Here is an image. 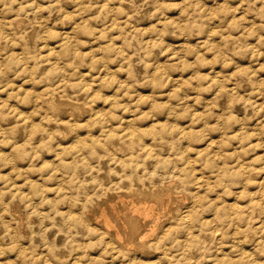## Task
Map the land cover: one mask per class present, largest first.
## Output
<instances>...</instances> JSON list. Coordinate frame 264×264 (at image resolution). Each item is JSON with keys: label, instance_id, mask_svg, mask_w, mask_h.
<instances>
[{"label": "rangeland", "instance_id": "374dc122", "mask_svg": "<svg viewBox=\"0 0 264 264\" xmlns=\"http://www.w3.org/2000/svg\"><path fill=\"white\" fill-rule=\"evenodd\" d=\"M263 177L264 0H0V264H264Z\"/></svg>", "mask_w": 264, "mask_h": 264}, {"label": "bare ground", "instance_id": "6f19581e", "mask_svg": "<svg viewBox=\"0 0 264 264\" xmlns=\"http://www.w3.org/2000/svg\"><path fill=\"white\" fill-rule=\"evenodd\" d=\"M16 25H17V24H16ZM58 53H59V52H58ZM237 79H238V78H237ZM241 82H242V81H241ZM233 84H234V83H233ZM236 84H237V83H236ZM236 84H235V85H236ZM240 84H241V83H240ZM244 84H245V83H244ZM235 85H234V86H235ZM228 86H229V85H228ZM223 87H224V86H223ZM64 88H65V87H64ZM231 88H232V87H231ZM232 89H233V88H232ZM233 90H234V89H233ZM237 90H238V89H237ZM220 91H221V89H220ZM222 91H224V90H222ZM222 91H221V92H222ZM230 91H231V90H230ZM238 91H239V90H238ZM221 92H220V93H221ZM227 92H228V90H227ZM81 93H82V92H81ZM225 94H226V93H225ZM229 95H232V94H229ZM60 97H62V95H61ZM56 99H57V98H56ZM59 99H61V98H59ZM59 99L54 100V101H55V104H56V102H57ZM67 100H68V99H67ZM246 100H247V99H246ZM70 102L73 103V101H70ZM70 102H69V103H70ZM60 103L63 104L62 101H61ZM65 103H66V102H65ZM72 103H71V104H72ZM77 103H78V102H77ZM71 104H69V105H71ZM67 105H68V103H67ZM77 105H78V104H77ZM59 106H60V105H59ZM74 106H75V105H74ZM57 107H58V106H57ZM60 107L62 108V106H60ZM58 108H59V107H58ZM64 108H65V107H64ZM79 108H80V107H79ZM79 108L77 109V111H79ZM65 109H66V108H65ZM73 109H75V108H73ZM80 109H81V108H80ZM61 110H62V109H61ZM73 111H75V110H73ZM73 111H72V113H73ZM77 111H76V112H77ZM83 111H84V110H83ZM83 111H82V112H83ZM88 111H89V110H88ZM97 111H98V110H97ZM103 112H104V111H103ZM59 113H60V112H59ZM79 113H80V112H79ZM84 113H86V112H84ZM95 114H96V112H95ZM57 115H58V114H57ZM72 115H73V114H72ZM129 115H130V114H129ZM132 115H133V114H132ZM63 116H64V115H63ZM95 116H96V115H95ZM90 117H91V116H90ZM130 117H131V116H130ZM133 117H134V116H133ZM9 118H10V117H9ZM91 118H92V117H91ZM93 119H94V118H93ZM126 119H127V118H126ZM128 119H129V118H128ZM131 119H132V118H131ZM4 120H5V119H4ZM53 120H54V119H53ZM87 120H88V118H87ZM94 120H95V119H94ZM113 120H114V119H113ZM115 120H116V119H115ZM136 120H137V119H136ZM262 120H263V119H262ZM126 121H127V120H126ZM132 121H133V119H132ZM134 121H135V119H134ZM137 121L139 122V120H137ZM137 121H136V122H137ZM136 122H135V123H132V124H136ZM159 122H160V121H159ZM28 123H29V122H28ZM147 123H148V122H147ZM152 123H153V122H152ZM11 124H12V123H11ZM14 124H15V123H14ZM52 124H53V123H52ZM60 124H61V123H60ZM60 124H59V126H60ZM116 124H117V123H116ZM128 124H129V122H128ZM148 124H149V123H148ZM57 125H58V122H57ZM57 125H56V126H57ZM63 125H64V124H63ZM114 125H115V124H114ZM130 125H131V123H130ZM59 126H58V127H59ZM61 126H62V125H61ZM61 126H60V127H61ZM111 126H112V125H111ZM111 126H110V127H111ZM127 126H128V125H127ZM136 126L138 127L139 125L136 124ZM144 126H145V125H144ZM144 126H139V127H142V128H143ZM152 126H154V125H152ZM98 127H99V126H98ZM114 127H115V126H114ZM125 127H126V126H125ZM125 127H124V129H125ZM133 127H135V126H133ZM133 127H132V128H133ZM137 127H136V128H137ZM150 127H151V126H150ZM154 127H155V126H154ZM5 128H6V127H5ZM12 128H13V127H12ZM56 128H57V127H56ZM56 128H55V130H56ZM101 128H103V125L101 126ZM115 128H116V127H115ZM129 128H131V127H129ZM148 128H149V127H148ZM2 129H3V127H2ZM112 129H113V128H112ZM133 129H135V128H133ZM144 129H145V128H144ZM173 129H174V128H173ZM184 129H185V128H183V130H184ZM6 130H7V129H6ZM57 130H58V129H57ZM57 130H56V131H57ZM73 130H74V129H73ZM109 130H110V129H109ZM138 130H140V128H139ZM138 130H137V131H138ZM152 130H153V129H152ZM174 130H175V129H174ZM174 130H173V132H174ZM102 131H103V130H102ZM127 131H128V129H127ZM130 131H131V130H130ZM130 131L127 132V133H130ZM158 131H159V130H158ZM171 131H172V130H170V132H171ZM175 131H177V130H175ZM181 131H182V130H181ZM186 131H187V130H186ZM5 132H6V131H5ZM54 132H55V131H54ZM76 132H77V131H76ZM88 132H89V130H88ZM110 132H111V131H110ZM113 132H114V131H113ZM113 132H112V133H113ZM134 132H136V131H134ZM134 132H133V133H134ZM144 132H145V131H144ZM144 132H143V133H144ZM154 132H155V130H154ZM156 132H157V130H156ZM89 133H91V132H89ZM100 133H101V132H100ZM100 133H99V134H100ZM112 133H110V134L112 135ZM114 133H115V132H114ZM124 133H125V132H124ZM124 133H123V135H124ZM141 133H142V132H141ZM141 133H140V134H141ZM146 133H147V132H146ZM150 133H151V131H150ZM158 133H160V132H158ZM163 133H164V132H163ZM174 133H175V132H174ZM184 133H185V131H184ZM49 134H50V133H49ZM49 134H48V135H49ZM58 134H59V133H58ZM81 134H83V133H81ZM93 134H94V133H93ZM115 134H116V133H115ZM121 134H122V133H121ZM169 134H170V133H169ZM169 134H166V135L168 136ZM171 134H172V133H171ZM176 134H177V133H176ZM178 134H179V133H178ZM178 134H177V136H178ZM185 134H189V135H190L191 133H189V131H188V132H186ZM185 134H184V135H185ZM38 135H40V134H38ZM74 135H75V133H74ZM77 135H78V134H77ZM102 135H103V134H102ZM108 135H109V134H108ZM111 135H110L109 137H110V138H113L114 135H113V137H111ZM117 135H118V133H117ZM137 135H138V134H137ZM137 135H136V136H137ZM143 135H145V134H143ZM143 135L141 134V136H143ZM146 135H149V134H146ZM156 135H157V134H156ZM156 135H155V136H156ZM174 135H175V134H174ZM29 136H31V135H29ZM75 136H76V135H75ZM89 136H90V135H89ZM95 136H96V135H95ZM95 136H94V137H95ZM119 136H122V135H119ZM130 136H131V135H130ZM133 136H134V135H133ZM149 136H150V135H149ZM153 136H154V135H153ZM153 136H151V137H153ZM155 136H154V137H155ZM164 136H165V135H164ZM167 136H166V141H167V139H168ZM187 136H188V135H187ZM187 136H186V137H187ZM80 137H81V135H80ZM109 137H108V138H109ZM116 137H117V136H116ZM126 137H127V136H126ZM126 137H125V138H126ZM143 137H145V136H143ZM143 137H141V138H143ZM186 137H185V138H186ZM39 138H40V137H39ZM85 138H86V137H85ZM85 138H83V136H82V139H85ZM101 138H102V137H101ZM118 138H120V137H118ZM130 138H131V137H130ZM141 138H140V139H141ZM162 138H163V137H161V139H162ZM164 138H165V137H164ZM164 138H163V140H165ZM170 138H171V136H170ZM41 139H43V138H41ZM74 139H75V138H74ZM74 139H73V140H74ZM132 139H134V138H132ZM151 139H154V138H151ZM157 139L159 140V138H157ZM176 139L178 140L179 138H176ZM99 140H100V139H99ZM113 140H114V139H113ZM123 140H124V139H123ZM129 140H130V139H129ZM143 140H145V139H143ZM158 140H157V141H158ZM173 140H174V139H173ZM177 140H176V141H177ZM179 140H182V139H179ZM35 141H36V140H35ZM71 141H72V139H71ZM78 141H79V139H78ZM83 141H84V140H83ZM83 141H82V142H83ZM105 141H106V140H105ZM118 141H120V139H119ZM124 141H125V140H124ZM176 141L174 140L173 143L175 144ZM88 142H89V141H88ZM134 142H135V141H134ZM142 142H144V141H142ZM154 142H155V141H154ZM158 142H159V141H158ZM160 142H161V141H160ZM163 142H164V141H163ZM38 143H39V141H38ZM78 143H79V142H78ZM80 143H81V142H80ZM106 143H107V141H106ZM106 143L104 142L105 145H106ZM125 143H126V142H125ZM127 143L129 144V142H127ZM155 143H156V142H155ZM71 144H72V143H71ZM130 144H131V143H130ZM135 144H136V143H135ZM139 144H141V143H139ZM143 144H146V143H143ZM143 144H142V145H143ZM151 144H152V143H151ZM151 144H148V145H151ZM169 144H170V143H169ZM174 144H171V145H174ZM105 145L103 146V144H102L103 147H105ZM110 145H111V147H112V146L114 145V142H110ZM175 145H176V144H175ZM175 145H174V146H175ZM100 146H101V145H100ZM127 146H128V145H127ZM63 147H65V146H63ZM63 147H62V149H63ZM134 147H136V146H134ZM134 147H133V148H134ZM145 147L148 148L147 146H145ZM150 147H151V146H150ZM172 147H173V146H172ZM72 148H73V147H72ZM84 148H85V147H84ZM87 148H88V146H87ZM96 148H97V147H96ZM105 148H108V147H105ZM128 148H129V147H128ZM130 148H131V147H130ZM130 148H129V149H130ZM133 148H132V149H133ZM138 148H139V147H138ZM151 148H152V147H151ZM156 148H158V147L156 146ZM169 148H170V147H169ZM76 149H77V148H76ZM79 149H80V148H79ZM92 149H95V148H92ZM109 149H110V148H109ZM109 149H108V150H109ZM132 149H130V150L133 151ZM143 149H144V148H143ZM164 149H165V148H164ZM174 149H175V147H174ZM86 150H87V149H86ZM108 150H106V151L108 152ZM117 150H118V149H117ZM148 150H150V149L148 148ZM159 150H161V149H159ZM162 150H163V149H162ZM78 151H79V150H78ZM81 151H82V149H81ZM127 151H129V150H127ZM142 151H143V150H142ZM150 151H151V150H150ZM150 151L148 152V154H150V153L153 152V151H152V152H150ZM171 151H172V148H171ZM175 151H176V149H175ZM60 152H61V151H60ZM82 152H83V151H82ZM138 152H139V151H138ZM144 152H145V151H144ZM144 152H143V153H144ZM162 152H163V151H162ZM72 153H73V152H72ZM103 153H104V152H102V154H103ZM109 153H110V150H109ZM109 153H108V154H109ZM119 153H120V152H119ZM136 153H137V151H136ZM155 153H157V151H155ZM158 153H159V152H158ZM163 153H164V152H163ZM166 153H167V152H166ZM169 153H170V152H169ZM188 153H189V152H188ZM54 154H55V153H54ZM97 154H98V153H97ZM99 154H100V153H99ZM102 154H101V155H102ZM114 154H115V152H113V155H114ZM137 154H138V153H137ZM148 154H147V155H148ZM152 154H154V153H152ZM152 154H151V156H152ZM159 154H160V153H159ZM173 154H174V153H173ZM173 154H172V155H173ZM239 154H240V153H239ZM58 155H59V154H58ZM60 155H61V154H60ZM116 155H117V154H116ZM116 155H115V156H116ZM128 155H129V154H128ZM131 155H133V154H131ZM131 155H130V157H128V158H131ZM147 155H146L145 157H147ZM154 155H155V154H154ZM55 156H56V155H55ZM61 156H62V155H61ZM85 156H86V155H85ZM97 156H98V155H97ZM106 156H107V154H106ZM109 156H111V155H109ZM122 156H124V155H122ZM125 156H126V155H125ZM134 156H135V154H134ZM139 156H140V155L138 154V157H136V156H135V157H136V158H139ZM143 156H144V155H143ZM160 156H161V155H160ZM59 157H60V156H59ZM98 157H99V156H98ZM117 157H118V156H117ZM117 157H116V158H117ZM119 157H121V156H119ZM119 157H118V159H119ZM161 157H164V156H161ZM168 157H169V156H168ZM175 157H176V156H175ZM73 158L75 159V157H73ZM87 158H88V157H87ZM92 158H93V157H92ZM121 158H122V157H121ZM125 158H126V157H125ZM36 159H37V158H36ZM94 159H95V158H94ZM96 159H97V158H96ZM100 159H101V157H100ZM140 159L143 160V159H145V158L142 159L141 156H140ZM151 159H152V158H151ZM238 159H239V157H238ZM106 160H107V159H106ZM109 160H111V159H109ZM109 160H108V161H109ZM114 160H115V159L113 158V159L111 160V163L114 164V162H115ZM119 160H120V159H119ZM119 160H118V161H119ZM121 160H123V158H122ZM121 160H120V161H121ZM153 160H154V158H153ZM155 160H157V159H155ZM171 160H172V159H171ZM180 160H181V159H180ZM14 161H15V160H14ZM90 161H91V160H90ZM112 161H114V162H112ZM116 161H117V160H116ZM118 161H117V162H118ZM120 161H119V164H120ZM126 161H127V160H126ZM133 161H135V159H134ZM133 161H131L130 163H132ZM138 161H140V160H138ZM158 161H159V159H158ZM158 161H156V162L158 163ZM172 161H173V160H172ZM237 161H238V160H237ZM99 162H100V160H99ZM99 162H98V164H99ZM135 162H136V161H135ZM135 162H133V163H135ZM144 162L146 163L145 160H144ZM156 162H155V164H156ZM243 162H244V161H243ZM251 162H252V161H251ZM89 163H90V162H89ZM109 163H110V162H109ZM109 163H107V165H108L109 167H110V166H112V167L114 166V165H109ZM115 163H116V162H115ZM121 163H124V162H121ZM138 163H139V162H138ZM159 163H160V162H159ZM238 163H239V161H238ZM58 164H59V163H58ZM70 164H71V163H70ZM74 164H75V163H74ZM104 164H105V163H104ZM119 164H118V165H119ZM127 164L129 165V163H127ZM127 164H125V165H127ZM142 164H143V163H142ZM151 164H152V163H151ZM89 165H90V164H89ZM92 165H93V164H92ZM95 165H96V164H94V166H95ZM121 165H122V164H121ZM136 165H137V163H136ZM138 165H140V163H139ZM138 165H137V166H138ZM146 165H147V164H146ZM156 165H157V164H156ZM156 165H154V167H155ZM158 165H159V164H158ZM241 165H243V164L241 163ZM59 166H60V164H59ZM74 166H75V165H74ZM87 166H88V165H87ZM94 166H93V167H94ZM100 166H102V165H100ZM103 166H104V165H103ZM130 166L132 167L133 165H130ZM130 166H129V168H130ZM134 166H135V164H134ZM137 166H136V167H137ZM174 166H175V165H174ZM60 167H61V166H60ZM76 167H77V166H76ZM90 167H91V166H90ZM90 167H88V168H90ZM95 167H96V166H95ZM95 167H94V168H95ZM116 167H117V166H116ZM140 167H141V166H140ZM142 167H143V166H142ZM142 167H141V168H142ZM146 167H147V166H146ZM154 167H152L153 170H154ZM188 167H189V166H188ZM249 167H250V166H249ZM249 167H247V169H248ZM254 167H255V166H254ZM94 168H92L93 171H95ZM122 168H123V166H122ZM129 168H128V169H129ZM137 168H139V167H137ZM147 168H150V166L147 167ZM147 168H146V169H147ZM176 168H177V167H176ZM245 168H246V167H245ZM80 169H81V167H80ZM90 169H91V168H90ZM97 169H99V168H97ZM97 169H96V170H97ZM103 169H104V168H103ZM107 169H108V167H107ZM110 169H111V167H110ZM110 169H108V170H109L110 173L113 172L112 175H113L114 173L117 174V173H116V169L112 168V171H111ZM139 169H140V168H139ZM139 169H138V170H139ZM171 169H172V168H171ZM173 169H174V168H173ZM180 169H181V168H180ZM249 169H250V168H249ZM249 169H248V171H249ZM60 170H61V169H60ZM83 170H84V169H83ZM92 170H91V171H92ZM108 170H107V171H108ZM113 170H114L115 172H114ZM156 170H157V169H156ZM174 170H175V169H174ZM244 170H245V169H243V173L246 172V171H244ZM250 170H251V169H250ZM120 171H121V168H120ZM146 171H148V170H146ZM158 171H159V170H158ZM171 171H172V170H171ZM80 172H81V171H80ZM82 172H83V171H82ZM82 172H81V173H82ZM109 172H108V173H109ZM133 172H134V171H133ZM138 172H139V171H138ZM141 172H142V171H141ZM154 172H155V170H154ZM180 172H181V171H180ZM193 172H194V171H193ZM241 172H242V171H241ZM134 173H136V172H134ZM181 173H182V172H181ZM195 173H196V172H195ZM247 173H248V172H247ZM249 173H250V172H249ZM62 174H63V173H62ZM91 174H92V172H91ZM99 174H100V173H99ZM122 174H123V173H122ZM151 174H152V173H151ZM156 174H159V173L156 172ZM167 174H168V173H167ZM236 174H237V173H236ZM253 174H254V173H253ZM64 175H65V174H64ZM64 175H63V176H64ZM96 175H98V174H96ZM109 175H111V174H109ZM117 175H118V174H117ZM117 175H113V176H117ZM140 175H141V173H140ZM152 175H153V174H152ZM170 175H171V174H170ZM170 175H169V178L172 177V176L170 177ZM188 175H189V174H188ZM248 175H249V174H248ZM248 175H246V177H247ZM61 176H62V175H61ZM86 176H87V175H86ZM160 176H161V174L159 175V177H160ZM162 176H164V175H162ZM177 176H178V175H177ZM177 176H176V177H177ZM99 177H100V176H98V178H99ZM119 177H120V176H119ZM119 177H117V178H119ZM135 177H137V176L135 175ZM135 177L133 176V178H135ZM153 177H154V176H153ZM165 177H166V176H165ZM176 177H175V178H176ZM180 177H181V176H180ZM180 177H179V178H180ZM189 177H190V176H189ZM252 177H253V176H252ZM258 177H261V176H258ZM95 178H96V177H95ZM95 178H94V179H95ZM100 178L102 179V177H100ZM151 178H152V177H151ZM151 178H150V180H151ZM160 178H162V177H160ZM187 178H188V177H187ZM244 178H245V177H244ZM255 178H256V177H255ZM261 178H262V177H261ZM261 178H260V179H261ZM263 178H264V177H263ZM29 179H30V178H29ZM86 179H87V178H86ZM86 179H85V180H86ZM90 179H91V178H90ZM90 179H89V180H90ZM103 179H104V178H103ZM153 179H154V178H153ZM171 179H172V178H171ZM246 179H247V178H246ZM248 179H249V176H248ZM251 179H252V178H251ZM111 180H112V181H111ZM111 180H110V181H111V184H112L113 179H111ZM115 180H116V179H115ZM115 180H114V182H115ZM121 180L123 181V179H120V180H117V181L120 183ZM135 180H136V178H135ZM135 180H134V181H135ZM137 180H139V179H137ZM147 180H148V177H147ZM165 180H167V179H165ZM165 180H164V181H165ZM169 180H170V179H169ZM178 180H179V179H178ZM178 180H177V182H178ZM181 180H182V179H181ZM190 180H191V177H190ZM254 180H255V179H254ZM256 180H257V179H256ZM78 181H80V179L77 180V183H78ZM96 181H97V180H95V184H96ZM98 181H99V180H98ZM98 181H97V182H98ZM126 181H128V180H126ZM130 181H131V180H129V182H130ZM142 181H144V180L142 179ZM142 181H141V183H143ZM152 181H154V180H151V183H152ZM159 181H160V179H159ZM159 181H157V182L159 183ZM183 181H184V180H183ZM197 181H198V180H197ZM235 181H236V180H235ZM238 181H239V180H238ZM100 182H101V180H100ZM145 182H146V181H145ZM172 182H173V181H172ZM188 182H189V179H188ZM193 182H194V181H193ZM86 183H87V182H86ZM92 183H93L94 186H96V185L94 184V182H92ZM102 183H103V181H102ZM102 183H100V184H102ZM115 183H116V182H115ZM122 183L124 184V182H122ZM138 183H139V182H138ZM141 183H140V184H141ZM154 183H155V182H154ZM175 183H176V182H175ZM179 183H180V181H179ZM191 183H192V182H191ZM195 183H196V182H195ZM238 183H240V181H239ZM255 183H256V182H255ZM261 183H262V182H261ZM263 183H264V182H263ZM63 184H64V183H63ZM89 184H90V183H89ZM111 184H109V185H111ZM120 184H121V183H120ZM130 184H131V182H130ZM140 184H139V186H140ZM152 184H153V183H152ZM171 184H172V183H171ZM80 185H81V184H80ZM97 185H99V183H97ZM102 185H103V184H102ZM109 185H107V186H109ZM112 185H113V184H112ZM117 185H118V184H117ZM142 185H143V184H142ZM158 185H159V184H158ZM158 185H157V186H158ZM197 185H198V183H197L195 186L197 187ZM261 185H262V184H261ZM84 186H85V185H84ZM89 186H92V184L89 185ZM103 186H104V185H103ZM127 186H128V185H127ZM147 186H148V185H147ZM149 186H151L150 183H149ZM149 186H148V188H149ZM189 186H190V185H189ZM189 186H188V187H189ZM199 186H202V183H201V185L199 184ZM65 187H66V186H65ZM100 187H102V186H99L98 188H100ZM113 187H114V185H113ZM117 187L119 188V186H117ZM141 187H144V186H141ZM154 187H155V186H154ZM253 187H254V185H253ZM66 188H67V187H66ZM109 188H110V187H109ZM111 188H112V186H111ZM144 188L147 189L146 185H145ZM160 188H161V187H160ZM174 188H175V187H174ZM180 188H181V187H180ZM180 188H179V189H180ZM189 188H190V187H189ZM189 188H188V189H189ZM251 188H252V187H251ZM259 188H260V187H259ZM67 189H68V188H67ZM101 189H103V187H102ZM106 189L108 190V188H106ZM115 189H117V188H115ZM131 189H133V188H131ZM134 189H137V187H135ZM134 189H133V191H134ZM140 189H141V188H140ZM182 189H183V191L185 190L184 188H182ZM191 189H192V188H191ZM194 189H195V188H194ZM197 189H198V188H197ZM197 189H195V190H197ZM99 190H100V189H99ZM104 190H105V188H104ZM104 190H103V192H104ZM107 190H106V191H107ZM113 190H114V189H113ZM122 190H123V189H122ZM125 190H126V189H125ZM142 190H143V188H142ZM147 190H149V189H147ZM171 190H172V189H171ZM250 190L253 191V189H250ZM258 190H259V189H258ZM258 190H257V191H254V192L257 193ZM120 191H121V190H120ZM120 191H119V192H120ZM123 191H124V190H123ZM129 191H130V190H129ZM143 191H144V190H143ZM150 191H151V190H150ZM155 191H156V190H155ZM173 191H174V189H173ZM176 191H177V190H176ZM176 191H175V192H176ZM183 191H182V192H183ZM197 191H198V190H197ZM96 192H98L97 189H96ZM103 192H102V193H103ZM112 192H115V191H112ZM121 192H122V191H121ZM130 192H132V191H130ZM153 192H154V191H153ZM153 192H152V193H153ZM160 192H161V191H160ZM198 192H199V191H198ZM248 192H249V191H248ZM254 192H253V193H254ZM79 193H80V192H79ZM87 193H88V192H87ZM98 193H99V192H98ZM104 193H105V192H104ZM109 193H110V190H109ZM135 193H136V192H135ZM145 193H146V192H145ZM161 193H162V192H161ZM177 193H178V191H177ZM195 193H197V192H195ZM195 193H194V195H195ZM106 194H107V193H106ZM106 194H105V195H106ZM133 194H134V193H133ZM189 194H190V193H189ZM72 195H73V194H71V196H72ZM102 195H103V194H101V196H102ZM257 195H258V193H257ZM74 196H75V195H74ZM76 196H77V195H76ZM103 196H104V195H103ZM146 196H147V195H146ZM177 196H178V195H177ZM238 196H239V195H238ZM238 196H236V200H237V197H238ZM42 197H43V196H42ZM77 197H79V196H77ZM81 197H82V196H81ZM105 197H106V196H105ZM105 197H103V199H104ZM190 197H191V199H192L193 196L190 195ZM196 197H199V196H196ZM200 197H202V195H201ZM255 197H256V196H254V194L250 195V196L248 197V203H249V204H253V202H254V200H255ZM75 198H76V197H75ZM82 198H84V196H83ZM193 198H194V197H193ZM257 198H258V196H257ZM77 199H78V198H77ZM100 199H101V198L99 197V200H100ZM120 199H121V198H120ZM120 199H119V200H120ZM186 199H187V198H186ZM88 200H89V199H88ZM94 200H95V199H94ZM101 200H102V199H101ZM194 200L196 201V198H195ZM200 200H201V198H199L197 201H200ZM256 200H257V199H256ZM256 200H255V201H256ZM18 201H19V200H18ZM72 201H73V200H72ZM115 201H116V200H115ZM131 201H132V200H131ZM155 201H156V200H155ZM191 201H193V200H191ZM86 202H88V201H86ZM86 202H85V203H86ZM94 202L97 203L98 200H97V202H96V201H94ZM94 202L91 201L92 204H93ZM230 202H231V201H230ZM237 202H238V201H237ZM239 202H241V201H239ZM244 202H245V201H244ZM108 203H109V202H108ZM197 203H200V202H197ZM235 203H236V201H235ZM261 203H262V202H261ZM47 204H49V203L47 202ZM71 204H72V202H71ZM75 204H76V203H75ZM79 204H80V203H79ZM191 204H192V203H191ZM236 204H237V203H236ZM236 204H233V205H236ZM80 205H81V204H80ZM84 205H86V204H83V203H82V206H84ZM87 205H88V203H87ZM89 205H90V204H89ZM89 205H88V206H89ZM187 205H188V204H187ZM198 205H199V204H198ZM231 205H232V204H231ZM246 205H248V204H246ZM262 205H263V204H262ZM93 206H94V204H93ZM183 206H185V205H183ZM188 206H189V205H188ZM190 206H191V205H190ZM196 206H197V204H196ZM238 206H239V204H238ZM243 206H245V205H243ZM3 207H4V206H3ZM89 207H90V206H89ZM89 207H88V208H89ZM145 207H146V206H145ZM263 207H264V206H263ZM73 208H74V205H73ZM78 208H79V206H78ZM88 208H83V209H84L83 211H85L86 209L89 210ZM181 208H182V207H181ZM184 208H185V207H184ZM184 208H183V209H184ZM192 208H193V207H191V209H192ZM218 208H219V207H218ZM218 208H217V209H218ZM231 208H233V206L230 207V209H231ZM238 208L240 209V206H239ZM241 208H242V205H241ZM248 208H250V207H248ZM69 209H70V208H69ZM148 209H149V208H148ZM148 209H147V210H148ZM189 209H190V208H189ZM228 209H229V207H228ZM230 209H229V210H230ZM235 209H237L236 206H235ZM239 209H238V213H239ZM259 209H260V208H259ZM259 209H258V210H259ZM263 209H264V208H263ZM56 210H57V209H56ZM71 210H72V209H71ZM87 210H86L85 212H83L84 216L86 215ZM102 210H103V209H102ZM132 210H133V211H138V212L141 211V209H140L139 207H134V205H133V207H132ZM178 210H179L178 212H180V208H179ZM192 210H193V209H192ZM192 210H190V211H192ZM195 210H196V209H195ZM220 210H221V209H220ZM240 210H241V209H240ZM242 210H243V209H242ZM73 211H75V210L73 209ZM73 211H72V212H73ZM188 211H189V210H188ZM190 211H189V212H190ZM244 211H245V209H244ZM56 212H57V213H56V214H57L56 216H58V214H59L61 211H59V212L56 211ZM62 212H63V211H62ZM65 212H66V211H65ZM72 212H71V213H72ZM76 212H77V211H76ZM142 212H145V210H143ZM147 212H148V211H147ZM178 212H177V213H178ZM182 212H183V211H182ZM192 212H195V211H192ZM218 212H219V211H218ZM231 212H232V209H231ZM235 212H236V210H235ZM66 213H69V212H66ZM71 213H70V215L72 216L73 213H72V214H71ZM78 213H79V212H78ZM81 213H82V212H81ZM102 213H103V212H102ZM136 213H137V212H136ZM151 213H152V211H151ZM174 213H175V212H174ZM197 213H198V212H197ZM215 213H216V212H215ZM233 213H234V212H233ZM241 213H243V212H241ZM241 213H240V214H241ZM249 213H250V212H249ZM251 213H252V211H251ZM261 213L263 214V212H261ZM60 214H61V213H60ZM79 214H80V213H79ZM88 214H89V213H88ZM223 214H224V213H223ZM81 215H82V214H81ZM140 215H141V214H140ZM184 215H185V214H183L182 216H184ZM186 215H187V213H186ZM188 215H189V214H188ZM216 215H217V214H216ZM241 215H242V214H241ZM56 216H55V217H56ZM59 216H60V215H59ZM82 216H83V215H82ZM82 216H80L81 219H82ZM84 216H83V217H84ZM99 216H100V215H99ZM145 216H146V215H145ZM182 216H181V217H182ZM192 216H193V215H192ZM196 216H198V215H196ZM213 216H214V215H213ZM221 216H222V215H221ZM225 216H226V215H225ZM236 216H237L236 213H234L233 215H230V217H229V221H228V222L230 223V222L234 221V220L236 219ZM67 217H68V216H67ZM76 217H77V219H78V216H76ZM80 217H79V218H80ZM176 217H178V216H176ZM190 217H191V216H190ZM190 217H189V218H190ZM56 218H57V217H56ZM147 218H148V217H147ZM195 218H196V217H194V220H195ZM238 218L241 219L242 217H238ZM73 219H75V218H73ZM81 219H80V220H81ZM148 219H150V218H148ZM172 219H173V218H172ZM175 219H177V218H175ZM178 219H179V218H178ZM214 219H215V218H214ZM214 219H213V220H214ZM261 219H262V218H261ZM75 220H76V219H75ZM121 220H122V219H121ZM145 220H146V219H145ZM173 220H174V219H173ZM187 220H188V219H187ZM187 220H186V221H187ZM192 220H193V219H192ZM197 220H199V218H198ZM19 221H20V220H19ZM69 221H70V220H69ZM69 221H68V223H69ZM82 221H83V220H82ZM82 221H81V222H82ZM87 221H88V220H87ZM133 221H134V220H133ZM159 221H160V219H159ZM169 221H170V220H169ZM176 221H177V220H176ZM180 221H181V220H180ZM190 221H191V219H190ZM236 221H237V219H236ZM60 222H61V221H60ZM66 222H67V221H66ZM66 222H65V223H66ZM84 222H85V221H84ZM89 222H90V221H89ZM183 222H184V221H183ZM194 222H195V221H194ZM210 222H211V221H210ZM226 222H227V221H226ZM4 223H6V222H4ZM68 223H66V225H67ZM185 223H186V222H185ZM192 223H193V222H192ZM196 223H197V222H196ZM221 223H222V222H221ZM71 224H72V223H71ZM73 224H75V223H73ZM83 224H84V223H83ZM91 224H93V223H91ZM91 224L89 223L88 225L90 226ZM97 224H98V223H97ZM133 224H134V223H133ZM227 224H228V223H227ZM66 225H65V226H66ZM68 225H69V224H68ZM88 225H87V226H88ZM93 225H94V224H93ZM106 225H108V231H109V234H111V235H113V236H115V237H117V238H119V239L121 238V236H120V231H119V230H117V229H113V226H112L109 222H107V221H106ZM164 225H165V224H164ZM193 225H194V224H193ZM200 225H202V224H200ZM230 225H231V224H230ZM37 226H38V225H37ZM71 226H72V225H71ZM78 226H79V225H78ZM104 226H105V225H104ZM165 226H166V225H165ZM175 226H176V225H175ZM178 226H179V224H178ZM186 226H187V225H186ZM68 227H69V226H68ZM180 227H181V226H180ZM187 227H188V226H187ZM192 227H193V226H192ZM226 227H227V226H226ZM235 227H236V226H235ZM17 228H18V226H17ZM17 228H16V229H17ZM20 228H21V227H20ZM70 228L73 229V227H70ZM78 228H79V227H78ZM78 228H77V229H78ZM86 228H87V227H86ZM86 228H85V230L90 229V228H87V229H86ZM98 228H99V226H98ZM100 228H101V227H100ZM100 228H99V230H100ZM102 228H103V227H102ZM104 228H105V227H104ZM169 228H170V229L172 228V227H171V224H170V227H169ZM190 228H191V226H190ZM238 228H239V227H238ZM77 229H76V231L79 232V230H77ZM93 229H94V228H93ZM93 229H92V231H93ZM96 229H97V228H96ZM176 229H177V228H176ZM176 229H175V230H176ZM178 229H179V228H178ZM180 229H182V231H183V228H180ZM180 229H179V230H180ZM216 229H217V228H216ZM218 229H219V228H218ZM218 229H217V230H218ZM239 229H240V228H239ZM258 229H259V228H258ZM81 230H82V229H81ZM81 230H80V231H81ZM155 230H156V229H154L153 231H155ZM164 230H166V229H164ZM167 230H168V229H167ZM167 230H166V231H167ZM197 230H198V229H197ZM197 230H196V232H197ZM206 230H207V229H206ZM219 230H220V229H219ZM236 230H237V229H236ZM242 230H243V229H242ZM21 231H22V230H21ZM68 231H69V230H68ZM96 231H98V230H96ZM101 231H103V230H101ZM101 231H100V232H101ZM151 231H152V230H151ZM161 231H162V230H161ZM180 231H181V230H180ZM184 231H185V230H184ZM186 231H187V230H186ZM221 231H222V230H221ZM221 231H220V232H221ZM103 232H104V231H103ZM105 232H106V231H105ZM164 232H165V231H164ZM176 232H177V231H176ZM196 232H195V233H196ZM203 232H204V231H203ZM16 233H17V232H16ZM101 233H102V232H101ZM148 233H149V232H148ZM148 233H147V234H148ZM153 233H154V232H153ZM183 233H184V232H183ZM188 233H191V230H190V232H188ZM207 233H208V232H207ZM215 233H216V232H215ZM217 233L219 234V232H217ZM237 233H238V232H237ZM63 234H64V233H63ZM63 234H62V235H63ZM82 234H83V233H82ZM82 234H81V235H82ZM98 234H99V233H98ZM134 234H135V231H134V229H132V232L130 233V236H133ZM158 234H160V233H158ZM163 234H164V233H163ZM163 234H162V235H163ZM178 234H179V232H178ZM186 234H187V233H186ZM199 234H200V233H199ZM204 234H205V232H204ZM211 234H212V233H211ZM72 235H74V234L72 233ZM83 235H84V234H83ZM182 235H183V234H182ZM188 235H189V234H187V236H188ZM65 236H66V235H65ZM108 236H109V235H108ZM108 236H107V237H108ZM113 236H111V237H113ZM145 236H146V235H145ZM163 236H164V235H163ZM175 236H178V235L176 234ZM179 236H180V234H179ZM198 236H199V235H198ZM204 236H206V235H204ZM207 236H208V235H207ZM210 236H211V235H210ZM210 236H209V237H210ZM212 236H213V235H212ZM216 236H217V235H216ZM218 236H219V235H218ZM79 237H80V236H79ZM87 237H91V236L89 235V236H87ZM159 237H160V235H158V238H159ZM104 238H105V237H104ZM109 238H110V236H109ZM144 238H145V237H144ZM158 238H157V240H158ZM183 238H184V237H183ZM211 238H212V237H211ZM217 238H218V237H217ZM106 239H107V238H106ZM201 239H202V238H201ZM204 239H206V238H204ZM111 240H112V238H111ZM157 240H156V242H157ZM169 240H170V239H169ZM206 240H207V239H206ZM112 241H113V240H112ZM114 241H116V240L114 239ZM120 241H122V240L120 239ZM146 241H147V240H145V239H143V237H141V238L139 239V245L144 247V245L146 244ZM154 241H155V240H154ZM158 241H159V240H158ZM170 241H171V240H170ZM208 241H210V240H208ZM240 241H241V240H240ZM108 242H110V241H108ZM152 242H153V241H152ZM152 242H151V243H152ZM172 242H173V241H172ZM186 242H187V241H186ZM197 242H198V241H197ZM201 242H202V240H201ZM201 242H200V243H201ZM212 242H213V241H212ZM204 243H205V242H204ZM204 243H203V244H204ZM111 244H112V242H111ZM111 244H110V245H111ZM113 244H114V243H113ZM116 244H117V246H118V243H116ZM116 244H115V245H116ZM148 244H149V243H148ZM196 244H197V243H196ZM211 244H212V243H211ZM211 244H210V245H211ZM155 245H156V243H155L154 245H151V247H154ZM157 245H158V244H157ZM159 245H160V244H159ZM186 245H187V244H186ZM207 245H208V244H207ZM207 245H206V246H207ZM147 246L150 247V245H147ZM177 246H178V245H177ZM121 247H122V246H121ZM121 247H120V248H121ZM167 247L171 248L170 246H167ZM202 247H203V246H202ZM53 248H54V246H53ZM105 248H106V247H105ZM112 248H113V247H112ZM117 248H118V247H117ZM120 248H118V249H120ZM155 248H156V247H155ZM178 248H179V247H178ZM178 248H177V249H178ZM55 249H56V248H55ZM61 249H62V248H61ZM64 249H65V248H64ZM67 249H68V248H67ZM67 249H66V250H67ZM113 249H114V248H113ZM118 249H115V251L118 250ZM121 249H122V248H121ZM149 249H150V248H149ZM156 249H157V248H156ZM162 249H163V248H162ZM200 249H202V248L200 247ZM207 249H208V248H207ZM105 250H106V249H105ZM122 250H124V248H123ZM153 250H154V248H153ZM160 250H161V249H160ZM163 250H164V249H163ZM167 250H168V248H167ZM198 250H199V249H198ZM57 251H58V250H57ZM103 251H104V249H103ZM124 251L126 252V250H124ZM129 251H130V250H129ZM164 251H165V250H164ZM168 251H169V250H168ZM60 252H62V251L60 250ZM106 252H107V251H106ZM118 252H119V251H118ZM122 252H123V251H122ZM131 252H132V251H131ZM196 252H197V251H196ZM54 253H55V251H54ZM62 253H63V252H62ZM115 253H116V252H115ZM127 253H128V251H127ZM135 253H136V252H135ZM165 253H166V252H165ZM116 254H118V253H116ZM124 254H125V253H124ZM124 254H123V255H124ZM133 254H134V250H133ZM188 254H190V253H188ZM67 255H68V254H67ZM136 255H137V253H136ZM136 255H135V257H136ZM164 255H165V254H164ZM118 256H119V255H118ZM126 256H127V255H126ZM133 256H134V255H133ZM137 256H138V255H137ZM157 256H158V255H157ZM186 256H187V255H186ZM188 256H189V255H188ZM116 257H117V256H115V258H116ZM75 258L77 259L78 256L75 257ZM112 258H113V257H112ZM129 258H130V257H129ZM158 258H159V257H158ZM167 258L169 259V257H167ZM170 258H171V257H170ZM73 259H74V258H73ZM99 259H100V258H99ZM118 259H119V258H118ZM134 259H135V258H134ZM159 259H160V258H159ZM172 259H173V258H172ZM186 259H187V258H186ZM191 259H192V258H191ZM67 260H68V259H67ZM69 260H70V259H69ZM121 260H123V259H121ZM130 260H131V259H130ZM138 260H139V259H138ZM192 260H193V259H192ZM46 261H47V260H46ZM78 261H79V260H78ZM93 261H94V260H93ZM170 261H171V260H170ZM170 261H169V262H170ZM74 262H75V261H74ZM112 262H113V261H112ZM119 262H120V261H119ZM122 262H123V261H122ZM125 262H126V261H125ZM133 262H134V261H133ZM188 262H189V261H188ZM192 262H194V260H193ZM192 262H191L190 264H192ZM195 262H196V261H195ZM70 263H71V262H70ZM115 263H117V262H115ZM127 263H128V262H127ZM186 263H187V262H186ZM73 264H74V263H73ZM109 264H110V263H109ZM111 264H112V263H111ZM120 264H121V263H120ZM159 264H160V263H159ZM193 264H194V263H193Z\"/></svg>", "mask_w": 264, "mask_h": 264}]
</instances>
